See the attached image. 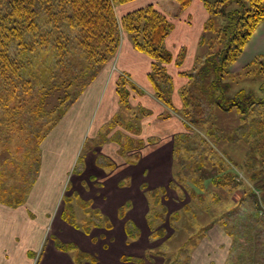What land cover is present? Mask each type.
I'll use <instances>...</instances> for the list:
<instances>
[{
  "label": "trees",
  "instance_id": "1",
  "mask_svg": "<svg viewBox=\"0 0 264 264\" xmlns=\"http://www.w3.org/2000/svg\"><path fill=\"white\" fill-rule=\"evenodd\" d=\"M130 1L133 0H0V76L7 75L5 78L13 84L5 96L4 106L8 107L9 102L17 97L22 98L27 93L31 100L38 97L33 108H27L25 102L21 107L25 108L26 115L42 114L41 119H48L51 123L48 128L51 129L91 84L103 65L116 54L123 30L129 36L133 48L151 59L147 78L152 86L153 96L167 109L163 116L178 115L184 123L185 132L174 140L173 169L175 160L177 168L182 169L180 162H177V153L180 145L184 147L187 143L188 132L198 129V133L192 132L191 140L194 143L200 141L201 145L206 143L210 147V150L203 151L202 159L194 169L198 171V177L193 181V186L199 192L196 195L192 188L190 201L195 200L198 205H202L203 195H209L207 187L210 186V201L213 205L223 201H229L230 205L228 210L220 214H211L209 223L195 227L182 242L180 249L172 251L170 255L164 253L168 264L170 260L174 262L182 256L188 246L198 243L215 224L233 238L234 235L229 230L228 214L240 206H247L250 213H257L256 217L261 212L264 221V79L257 84V89L252 87L250 90L241 86L244 78L264 77V56L255 58L241 73L233 74L229 71V66L240 56L254 30L264 21V0H203L209 18L204 25L199 47L205 50V56L201 59L197 55L193 69L181 73L187 78V83L178 93L181 101L179 110L172 104L173 84L165 70V66L173 61L171 53L165 47V39L172 30V24L152 5L127 13L119 23L114 6ZM174 1L178 5V12L185 10L191 3V0ZM22 54L29 55L30 58L38 57L39 84L35 93L32 89L33 77L28 74L30 69L26 68L31 66L30 62L23 63L20 57ZM182 57L183 53H180L175 60L177 66H180ZM19 70H26V80L18 74ZM15 73L18 77L16 82L11 79ZM53 92L60 93L57 103L45 108L46 99ZM130 92L143 94L125 77L119 78L117 94L122 109H132L128 101ZM5 110V115L0 117V126L9 109ZM137 112L143 114L144 110L138 108ZM222 115H225L224 125L219 124L218 117ZM118 125L135 136L139 133L136 126L124 122L120 116L114 117L110 127ZM108 134V131L101 134L99 142L115 139L117 136L107 138ZM229 146H248L249 151L241 158V154L225 148ZM140 147L141 142L128 139L121 154L125 155L127 150ZM33 163L31 167L37 168L39 163ZM231 168H238L243 176L241 174L239 178ZM179 176V171L174 173L169 189H174L173 181ZM31 185L13 198L7 197L6 192L0 189V203L9 207L22 205ZM166 189L157 188L148 194V216L152 205H160L161 201L157 197L164 196ZM235 191L241 192V200L232 197ZM65 199L66 205L61 217L67 223L86 234H90L94 228H111L110 222L91 209L88 202L73 194ZM73 205H78L83 211V218L79 221L73 217ZM161 211L165 213L164 206H161ZM191 211L192 207L188 204L180 211L173 212L170 219L178 222L183 214ZM124 216L125 207H122L119 217ZM162 216L163 214H156L155 218ZM245 219H249V216ZM125 226L127 242L136 240L138 230L129 221ZM230 226L234 227L235 223ZM187 228L190 227H183L186 231ZM157 233L156 230L152 231L154 238L160 235ZM232 242L234 244V239ZM56 245L61 250L68 247L76 249L61 242H56ZM79 254L75 257L76 264L81 263L82 256ZM88 259L95 262L93 256ZM188 259L189 257L187 261ZM122 260L139 264L154 261L149 254L136 259L123 257Z\"/></svg>",
  "mask_w": 264,
  "mask_h": 264
},
{
  "label": "crops",
  "instance_id": "2",
  "mask_svg": "<svg viewBox=\"0 0 264 264\" xmlns=\"http://www.w3.org/2000/svg\"><path fill=\"white\" fill-rule=\"evenodd\" d=\"M148 5L164 14L172 24L165 47L173 61L165 70L173 84L172 104L179 110L178 93L187 83L181 73L193 69L197 55L205 56L199 40L209 14L203 0H191L181 12L174 0H133L115 5L114 12L120 23L127 13ZM180 53H183L182 62L177 66L175 60ZM262 56L264 21L254 30L229 71L237 74ZM150 66L151 59L136 51L129 36L121 30L116 54L43 139L39 174L24 203L18 207L0 203V264H76L78 253L82 256L80 264H139L122 258L136 259L148 250L143 243L151 234L147 222L148 194L157 188H168L171 183L174 140L185 132L178 115L163 116L167 109L153 96L147 78ZM121 77L143 91V94L130 92L131 110L122 109L119 103L117 83ZM138 108L144 113L139 114ZM116 116L136 126L138 135L118 125L115 139L99 142L101 134L111 131L110 125ZM128 139L138 140L141 147L122 155L121 149ZM64 189L88 202L91 209L110 222L111 228H94L86 234L64 221L62 209L59 211L60 193ZM122 207H125L124 218L119 217ZM82 213L78 205H73L76 221L83 218ZM127 221L139 232L138 238L131 242L126 237ZM218 235L222 236V243L211 244L204 251L207 249L202 240ZM56 242L76 249L61 250ZM223 243L224 259L219 257L222 252H218L221 251L218 245ZM189 254L188 264H235L232 237L218 224L190 248ZM90 256L95 258L94 263L89 261Z\"/></svg>",
  "mask_w": 264,
  "mask_h": 264
},
{
  "label": "rangeland",
  "instance_id": "3",
  "mask_svg": "<svg viewBox=\"0 0 264 264\" xmlns=\"http://www.w3.org/2000/svg\"><path fill=\"white\" fill-rule=\"evenodd\" d=\"M231 8L232 6L229 7L228 10ZM20 57L23 63H26L27 61L30 62L31 66H26V68L30 69L28 74L33 77L32 89L35 93L38 90L37 84H39L38 57L33 56L30 58L29 55L23 56V54ZM18 74L23 76L24 80L27 79L26 70H19ZM6 76L7 75H5V77ZM5 77L0 76V117L5 115V108H8L9 110L4 117L5 121H3V125L0 126V189L1 191L6 192L5 194H7V197L9 196L10 198H13L14 196L22 194L24 190L26 191V189L29 188V185H31V183L39 174L38 168L40 165V153L45 145V143H43V139L45 136H47L49 131L55 127L56 124L54 127L49 129L48 126L51 125V123L48 119H41L43 118L42 114L39 113L38 116H35L34 114L26 115L24 112L25 108H22L21 105H23L25 102V106L27 108H33V105L36 103V101H38V97L32 100L29 99V93L23 95L22 98L17 97L14 101L9 102L8 107H5V96L13 87V84L10 82V80L6 79ZM11 79H15L14 82L17 81L18 77L16 73L11 76ZM262 79H264V77H256L254 79L244 78V80L241 82V86L250 90L252 87L257 89V84ZM237 84L239 85L240 81H238ZM18 91L20 92L19 89ZM59 95V92L51 93L47 97V104L44 105V107L49 108L54 106L57 103V98ZM76 101L71 106H73ZM12 108H15V110ZM49 119H51V117H49ZM218 119L220 125L225 124V115L218 117ZM12 123H14V125H11ZM43 123L46 124L43 125ZM37 130H40V132ZM198 131V129H194L192 132L198 133ZM108 132V135L114 136L118 134L119 129L115 126L114 128H111V131ZM192 132H188L189 139L187 140V143L184 147L180 145L179 152L177 153V162H180V168L182 167V169L179 170L177 168L175 160L173 171L174 173L179 171L180 176L178 179L176 178L175 182L173 181L175 184L174 189L172 190L167 188V192L164 196L158 195L157 200L159 202L161 201V203L157 207L152 205L148 216L150 221L149 230L151 236L147 240L143 241L144 246L148 248V250L144 252V255L149 254L150 257H153L155 264H165L167 257L163 256L164 253L170 255L172 251L174 252L180 249L182 242L186 239V237L189 236L190 233H192V231L195 230V227L204 226L210 222L211 214H220L221 212L228 210L230 206L228 203L229 201H223L222 203L213 205V202L210 201V186L207 187L209 195L207 193L203 195L204 201L202 205H198L195 200L190 201V193L193 192V189L196 191V193L199 192L197 187L193 186V181H195L198 177V171H195L194 169L199 165V161L203 156V151L210 150L209 145L206 143H203V145L200 144V141L198 143H194V141L191 140V134H193ZM208 142L211 143V141ZM225 148L230 152L241 154V158L247 151H249L248 146L236 148L229 146ZM33 162L39 163L37 168L31 167L32 164H34ZM232 170L238 174L239 178H241L242 173L238 168H233ZM27 172H29V174ZM70 194L71 192L67 191V189H64L63 192L60 193L61 200H59V211L65 207V198L70 197ZM240 194L241 192L235 191L232 197L237 200H241L239 196ZM196 195H198V193ZM188 204L192 207V211L186 213V215L183 214L178 222H172L173 220L171 221L170 217L173 212L180 211ZM161 206H164L165 213L161 211ZM156 214H163V216L162 218H155ZM261 214L262 213L260 212L258 214L259 216L256 217L257 213H250L249 208L245 205L232 210L231 213L228 214L229 230L234 235L232 239H234L233 258L235 264H264V221L261 218V216H263ZM248 216L249 219L246 220L245 218ZM232 223H235L234 227L230 226ZM187 226L190 228H187L186 231L183 229V227L186 228ZM155 230L158 231L157 234L160 233V235L154 238L155 235L153 236L152 231ZM221 237V235H218L212 236L211 238L207 237V240H202V242H205V248L207 249L203 250L208 251L211 244L222 243ZM223 245L225 244L223 243L222 246L218 245V247L221 248V251L218 250V252H222V255H219V257L222 259H224L225 251ZM190 248L191 247L188 246L187 251L182 253V256L176 258L174 262H171L170 260L168 264H186L187 258L189 257L187 252H190ZM209 253L210 251L208 254ZM144 255L141 253L139 256L144 257ZM172 259H174V257H172Z\"/></svg>",
  "mask_w": 264,
  "mask_h": 264
}]
</instances>
